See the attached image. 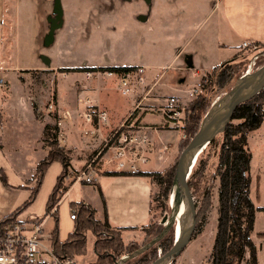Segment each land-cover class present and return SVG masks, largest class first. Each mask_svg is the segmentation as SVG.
Returning a JSON list of instances; mask_svg holds the SVG:
<instances>
[{"label":"crops","instance_id":"crops-1","mask_svg":"<svg viewBox=\"0 0 264 264\" xmlns=\"http://www.w3.org/2000/svg\"><path fill=\"white\" fill-rule=\"evenodd\" d=\"M113 3L116 5L102 14L101 21L106 24L104 26L106 29V32H104L105 37H113L118 32H125L126 27L121 26L119 20L131 19L134 22L133 35L140 37L141 41L149 44H160L163 42L162 38H164V44L169 42L174 44L175 48L164 65L149 66L144 63L138 65L71 64L68 62L71 55L65 56L64 52L70 53L75 49L76 41L72 37L74 34L72 32L76 24L72 26L70 21H74L79 12L71 7L70 0H0V79L8 85L7 88H0V218L11 215L28 200L31 194L30 188L35 186V182L29 185L28 181L34 177L38 163L48 154V149L44 143V129L46 125H55L52 124L53 117L48 113L47 117L51 122L42 124L39 127L41 135L33 148V153L36 156L27 162L25 166L18 165L13 159L16 153H13L14 151L12 152L7 144V134L12 129L13 124L11 121L14 120L12 117L14 114L6 107L11 101L7 95L9 88L12 89L11 75H14L18 80L20 71H30L38 65H43L45 60H50V67L61 69L109 67L169 69L172 65L178 63L174 68L176 70L174 71L175 76L188 64L209 71L208 68L203 66L208 64L202 60L201 53L199 56L195 50L190 51L193 57L190 58L188 63L180 61L181 54L188 49L184 37L193 25L190 20L194 19L200 20L198 23L196 22V32L204 30L207 26L209 28L210 22L213 21L210 33L216 39V50L214 48V51L218 56L228 53L225 57L226 61L216 59L212 62L213 66L210 70L216 65L232 60L245 45L254 43L264 45V0H114ZM205 5L209 7L207 11H205ZM58 11L61 12L60 21L62 20V25L54 31V43L50 47H46L45 38L50 33L54 21L52 17ZM49 17L52 23H50V20L48 21ZM89 19H92V17H89ZM54 25L57 26V24ZM68 36L70 38L66 41L65 37ZM145 36L146 38H142ZM38 41H41L44 46L39 55L42 57L45 51L53 52L54 58H38L37 64L32 67L31 64H27L26 57L23 58L22 51H25L26 55V52L32 51V49L35 50ZM204 43H209L207 38ZM44 48H47V50ZM199 50L203 53V46H200ZM62 51L63 55L60 54ZM23 60L25 64L22 65ZM193 75H195V72ZM168 88L173 89L169 85ZM101 89L104 93L108 91L106 87H101ZM175 91L180 92L178 89ZM90 96L96 106L108 113V123L101 126L102 132L95 137L86 138L83 136L85 139L92 140H89L88 143L90 144H87V141H81L82 139L79 140L77 134L68 130L67 133H64L67 134L66 138L74 135V139L68 141L69 144L66 143L72 148H70L72 157L67 177L70 186L59 203L58 215L60 205L70 211L63 220L60 218L59 240L61 243L65 242L70 234L75 231L76 221L70 217L73 203H83L90 206L96 211L99 219L103 220L107 217L113 229H126L122 232L123 238H132L133 235L130 236V234L137 232V229L134 228H140L152 222L153 187L154 184L157 185L155 181L150 177L133 176L131 173L118 171L115 164L110 163L109 153L95 159L102 147L99 143L102 144L104 139L110 137L130 115L138 101L137 95H132L131 105H126L128 107L125 108V112L121 116L117 114L115 106L106 101L108 95ZM174 96L181 97L183 100H191L189 95L186 96L187 99L182 95H168V97ZM147 102L145 101V104L150 105ZM83 111H85V105L83 109L75 111V113ZM145 111H139L134 116L130 123L133 126L131 131L138 135L147 134L151 140L149 146L145 148L149 163L143 168L144 173L162 172L171 165L172 159L169 152L172 149L170 151L168 149L169 147L173 148L179 136L175 130L165 128L161 113L154 115L145 113ZM76 121L80 123L82 130L84 127L83 121L78 118ZM105 126L109 127L107 129L108 134L103 132ZM129 132L126 131L128 135ZM164 147H168V149L164 151ZM94 160L93 168L88 173L96 181L87 183L83 178L80 180L81 173ZM99 166L100 168H98ZM63 172L64 168L61 162L51 164L45 173L35 202L20 215L23 220L44 219V233L46 232V225L53 218L51 215L46 216L47 203ZM78 188L90 190L89 195L77 198L76 189ZM18 189L22 190L18 191ZM55 226L56 222H54L53 230ZM52 232L45 233L46 244H50ZM61 234L62 236H60ZM254 243L256 244L255 241ZM96 259L97 254L91 264ZM246 259H248V256ZM242 264H247V262L244 261Z\"/></svg>","mask_w":264,"mask_h":264},{"label":"rangeland","instance_id":"rangeland-1","mask_svg":"<svg viewBox=\"0 0 264 264\" xmlns=\"http://www.w3.org/2000/svg\"><path fill=\"white\" fill-rule=\"evenodd\" d=\"M113 1L114 0H70L71 7L77 9V11L79 12L78 13L76 11V13L79 14L77 15V17L79 16V18L76 17L74 21H70V24L72 26L76 24V27L72 32L74 33L72 37L75 38L76 44L74 51H71L70 53L64 52L65 56L71 55L68 62H70L71 64L85 63L95 65H138L140 63H144L145 65L149 66L164 65L168 59V56L172 54V50L175 48L174 44L170 42L168 44H164V38H162L163 42L160 44H149L147 42L141 41L140 37L133 35L134 22L131 21V19L125 18L124 20H119L121 26L126 27L125 32H118V34L114 35L113 37H105L104 32H106V29L104 26H106V24L105 22L101 21L102 14L110 10L112 6L116 5L115 3H113ZM129 7H131V5H129ZM208 9L209 7L205 5V11H207ZM73 13L75 14V11ZM56 17L57 13L54 14L52 20H54ZM89 17H92V19H89ZM49 20L50 17L48 18V21ZM190 21L193 23V25L191 26V28H189L188 33L184 37V40H186L185 42H187L188 49L183 54H181L182 56L180 58V61L188 63L190 58L193 57L190 51L193 52V50H195L199 56L201 53L202 60L208 64L203 66L205 68H208L209 71L203 68H196L191 64H188L185 65V68L182 69L177 76H175L174 71L176 70L174 68H176L178 63L176 65H172V67L169 69L156 67L149 68L148 70H146L147 86L138 87L137 85V93L131 94L138 95L139 97L146 92H149L152 85L154 83H157L154 90L150 93L151 100L147 102V104H150L148 106L150 108H153V110H146L145 113L154 115L160 114L161 112L159 111V108L164 103V100L168 98V95H182V97H186L187 95H190V92L193 89L198 90L197 92L200 93V82L213 70H210L213 66L212 62H214L216 59H219L221 61L227 60L225 59V57L228 55V53H226V55L222 54L218 56L214 51V48L216 47V39H214V37L210 33V27L213 21L210 22L209 28L207 26L200 32H196V22L198 23L200 20L194 19ZM50 23H52L51 20ZM58 23H60L61 27L62 20H59ZM47 37L45 38V43H47ZM69 38L70 36L65 37V40L68 41ZM142 38H146V36ZM206 38L209 42L208 44L204 43ZM53 41V38L51 40H48V44H46L45 46L50 47L54 43ZM43 44L41 41H38V43L36 44V49L33 50L31 48L32 51H28L30 49L29 48L27 50L28 52H26V55L24 53L25 51H22L23 58L26 57L25 59L28 60L27 64H31L33 67L35 64H37L38 58H54L53 52L45 51L42 57L39 55L41 54L39 53L40 50L44 47ZM200 46H203V53L199 50ZM250 48L251 51L246 52ZM44 49L47 50V48ZM253 49L254 47L251 45L244 46L235 56L238 57L239 54L244 53V55L242 56L244 58L238 57L240 59L234 61L241 63L242 66L239 69L240 73L243 72L245 66L248 64L245 68V70H247L248 66L253 63L255 58L258 59L261 56V60L263 59L264 61V49ZM60 54L63 55V51L60 52ZM233 59L230 61H233ZM261 60H257L256 64L253 65V71L261 67ZM40 62H42V60H40ZM234 62H231V64ZM23 64H25L24 60L22 62V65ZM49 64L50 60H45L43 65H38V67L30 69V71H20L18 74V80L14 75L10 76L13 81L12 89L9 88L7 95L9 99H11V101L6 105V107L9 108L10 111L14 114L12 116L14 120L11 121L13 126L10 132H8L7 134V144L8 148L12 152L14 151L13 153H16L15 158L13 159H15L18 165L25 166L27 162H29L34 158V156H36L33 153V148L41 135L39 127L42 124L51 122V120H49L47 117V108L50 104H54L57 110H70L71 112L75 113V111L83 109L84 104L82 103V100L90 99V95H108L106 97V101L109 104L115 106L117 114L121 116L124 114L125 108L128 107L126 105L130 106L132 103V96H123L117 89L120 85L119 78L109 77L105 75L98 76L97 74H94L93 77L88 78L86 77L85 72H62L63 70L61 68H55L53 66L50 67ZM194 72L195 75H193ZM168 85L169 87L172 86L173 89L168 88ZM233 86L234 84H230L227 89H229L230 91V88H232ZM101 87L108 88L107 93H104ZM176 89L180 90V92L175 91ZM220 94L221 93H219L218 95ZM218 99L219 98H217V96L213 97V101H215V103L216 101H218ZM182 101L185 113V119L183 120L185 122V125L183 127H185L187 122L185 109L191 102V100L182 99ZM49 115L53 117L54 121L52 122V124L54 123L55 125H57V122L59 120L57 112L49 113ZM9 127L10 124L8 126V129ZM76 129L81 130V125L77 121L75 125V130ZM107 129H109L108 126H105V129H103V132H105L106 134H108ZM67 130L69 131L70 129H63V134L67 133ZM175 132L178 133L177 135L179 137H177V141L176 143H174L173 148L168 146L169 151L172 149L169 152L172 159L171 165H174L176 160L178 162L180 154L183 150L180 148L181 141H185L187 138L184 129H177L175 130ZM75 134L78 135L79 140L82 139L81 141H87L86 143L90 144L88 142H90L89 140L91 139H85L79 131H77V133ZM71 136L65 141L59 138L60 144L63 147L70 149L71 147L66 143L69 144L70 142L68 141H72L74 139V135ZM99 145L103 146V143H99ZM249 149L252 153L251 199L253 200L257 208H261L264 207V124L259 130L254 131L249 135ZM28 165H30V163H28ZM100 166L98 168H100ZM68 183L70 182L67 180V185L70 186ZM153 188L154 193L152 199V222L150 223V225L159 224L164 225L165 228L166 225L163 224V219L166 216L171 217V205L170 207L165 206L166 203L164 204L163 201H157L156 199L159 195L160 188L155 184ZM218 188L219 181L215 180L211 196V205L208 208L207 222L204 230L194 236L191 243L183 251L180 257L174 262V264H208L215 241L218 224ZM21 190L22 189H18V191ZM89 191L88 189H76L77 198L82 197L83 195H89ZM172 194L173 190L170 193V202ZM69 211L70 210H67L64 206L60 205L58 215L59 230L60 218L63 220V218H65L66 215L69 214ZM256 216L255 230L252 234V239L257 244L259 264H264V245H262L264 244V211L259 210ZM54 222V218H52V220L48 222L45 227L46 234L52 232ZM177 225L178 223L176 224V239L179 236L180 230L179 226ZM136 231L137 232H135L134 234H130V236L133 235L132 238H124V242L126 244L130 242H137L139 245H142L146 233L139 228ZM60 236H62V234ZM94 240V234L92 232H89L87 252L85 255H81L76 258L79 264H91V262L95 259L96 254L94 252ZM97 261L98 256L96 261L92 264H96Z\"/></svg>","mask_w":264,"mask_h":264},{"label":"trees","instance_id":"trees-1","mask_svg":"<svg viewBox=\"0 0 264 264\" xmlns=\"http://www.w3.org/2000/svg\"><path fill=\"white\" fill-rule=\"evenodd\" d=\"M251 46L254 47L253 50L264 49V45L259 43H254ZM250 51L251 48L246 52ZM243 55L244 53H241L238 57ZM238 57H234L233 61L216 65L210 74L201 80V92L191 100L185 109L187 122L183 129L187 138L185 141H181V149L184 150L199 131L203 119L215 103L213 97L220 98L226 94L229 91L227 89L229 85L235 84L245 74V68L248 64L244 68L245 71L240 73L241 63L234 62L240 59ZM259 59L261 60V56L257 60ZM231 62L234 63L231 64ZM263 65L262 59L260 66ZM134 68L136 67L62 69V72L124 73ZM219 93L221 94L218 95ZM263 124L264 89L256 97L237 108L227 129L218 134L199 154L188 178L198 214L194 236L201 233L206 226L212 190L215 180L219 181L218 224L208 264H242L244 261L247 264H258V248L252 239V234L255 230L257 211H264V207L257 208L251 199L252 153L249 149V135L259 130ZM44 143L48 148V154L38 163L35 176L28 181L29 185L35 182V186L30 188L31 194L28 200L10 217L21 214L35 202L47 169L54 162H61L64 172L54 187L46 208V216H53L56 222L51 234V246L56 255L69 259H76L85 255L88 233L92 232L95 236L94 249L98 256L96 264H116L123 256L133 254L162 233L164 225L149 224L141 228L138 227L146 233L142 245L137 242L126 244L122 235L123 230L126 229H113L107 217L103 220L99 219L96 211L90 206L83 203H73L72 210L76 212L75 231L70 234L65 242L61 243L59 240L58 209L59 203L69 187L67 177L71 165L72 150L60 144L57 125H46ZM176 162L177 160L174 165L167 167L162 172H142L131 175L152 178L160 188L156 200H161L164 204L166 203L165 206L170 207L169 197L174 186ZM175 230L176 226L156 245L135 258L128 259L123 264H152L160 255L165 254L173 247L177 235ZM247 256L248 259H246Z\"/></svg>","mask_w":264,"mask_h":264},{"label":"built area","instance_id":"built-area-1","mask_svg":"<svg viewBox=\"0 0 264 264\" xmlns=\"http://www.w3.org/2000/svg\"><path fill=\"white\" fill-rule=\"evenodd\" d=\"M256 61L257 58L248 66L245 74L254 72L253 65L256 64ZM146 70H148L146 67H136L124 73L87 71L85 74L88 78L93 77L94 74L119 78L120 85L117 88L119 92L123 96H132L131 94L137 93V85L138 87L147 86ZM156 85L157 83H154L149 92L139 97L137 95L138 101L132 112L110 137L104 139L103 146L95 159L107 154L109 151L110 163H114L118 171L136 175L144 172L143 168L149 163L145 148L149 146L151 140L147 134L138 135L132 132L133 126L129 123L139 111L153 110L145 104V101L151 99L150 93ZM7 87L6 82L0 79V88ZM197 91L195 89L191 90L189 95L191 100L196 97ZM83 104L85 105V111L83 112L73 113L70 110H57L54 104H50L47 111L48 113L57 112L59 130L69 128L71 133H76L75 121L78 118L84 123L80 133L86 138L95 137L102 132L101 126L108 123V113L96 106L91 99L84 100ZM182 104L183 101L178 96L168 97L164 100L159 111L163 116L165 128L169 130L184 128L185 113ZM126 131H130L129 135ZM59 136L63 141L67 139V134H63V132ZM167 149L168 147H164V151ZM94 163L95 160L81 173L80 180L83 178L87 183L96 181L88 173L89 170H92ZM21 214L15 217L9 215L0 218V264H79L77 259L59 257L54 253L51 242L46 244L44 219L23 220L20 218ZM70 217L72 220H76L74 210H71Z\"/></svg>","mask_w":264,"mask_h":264},{"label":"water","instance_id":"water-1","mask_svg":"<svg viewBox=\"0 0 264 264\" xmlns=\"http://www.w3.org/2000/svg\"><path fill=\"white\" fill-rule=\"evenodd\" d=\"M60 16L61 12L58 11L57 17L52 23L46 44H48V40L54 39V31L60 26V23H58ZM54 24H57V26ZM263 89L264 65L252 73L244 74L236 81L230 91L216 101L203 119L197 134L180 154L174 177L173 197L170 202L171 217H164L163 224L166 225L164 230L138 251L121 258L117 264H123L128 259L135 258L160 242L176 226L179 214L178 204L181 201L186 214V221L181 226L180 236L175 240L173 247L165 254L159 256L152 264H172L180 257L191 243L197 227V209L188 184V178L192 168L199 154L207 145L218 134L223 133L227 129L232 122L237 108L256 97Z\"/></svg>","mask_w":264,"mask_h":264},{"label":"bare ground","instance_id":"bare-ground-1","mask_svg":"<svg viewBox=\"0 0 264 264\" xmlns=\"http://www.w3.org/2000/svg\"><path fill=\"white\" fill-rule=\"evenodd\" d=\"M173 195V194H172ZM173 197V196H172ZM171 197V199H172ZM178 211H179V214H178V225H179V228H180V232H181V226L182 224L185 223L186 221V214H185V211H184V207H183V204L182 202L180 201V203L178 204ZM176 232V230H175ZM180 232H179V236H180Z\"/></svg>","mask_w":264,"mask_h":264}]
</instances>
